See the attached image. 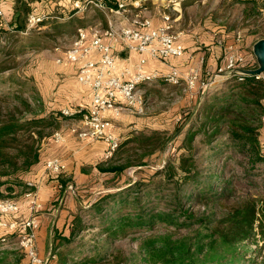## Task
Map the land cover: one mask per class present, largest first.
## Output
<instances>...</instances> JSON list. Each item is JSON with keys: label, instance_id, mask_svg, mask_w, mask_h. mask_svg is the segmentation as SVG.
Segmentation results:
<instances>
[{"label": "rangeland", "instance_id": "obj_1", "mask_svg": "<svg viewBox=\"0 0 264 264\" xmlns=\"http://www.w3.org/2000/svg\"><path fill=\"white\" fill-rule=\"evenodd\" d=\"M45 1L49 2L48 5L53 4L56 10L58 7L55 3L64 0H52V3L51 0ZM237 1L184 0L181 7H175L183 10L182 19L192 21L207 30L212 24L220 21L232 31H242L243 37L255 35L264 38V0ZM160 3V0L147 1L149 16L157 15L155 7L160 6ZM65 10L64 13L56 10L55 16L58 19L52 20V23L49 21L50 25L41 27L39 31L34 30L29 35L22 33L10 35L0 28V95L12 98L11 94L20 91L30 101L32 97L45 100L49 94L55 92V84L50 82L57 67L54 62V49L59 47L61 53H64L70 46L77 27L92 23L95 19L102 20L103 23L105 21L102 19V16L104 18L105 16L94 6L87 7L83 12H77L71 7ZM68 16L70 18H67ZM0 21L5 24L4 20ZM186 27H189L188 23ZM208 42L214 41L206 40L199 43L205 45ZM224 56L225 53L221 57ZM2 66L4 70H1ZM233 79L217 77L209 88L199 90L198 101L192 104L187 102L180 106L179 99L184 98L186 94L183 87L181 92L167 87L145 99L146 107L150 108V111L154 110L156 113L159 110L167 111V118L161 119L167 121L163 125L161 120H155L156 126L133 133L134 140L126 144L116 160L118 164H128L122 172L96 173L71 194L74 203L72 215L80 218L79 225L82 230L73 242H63V248L61 246V253H69L70 257H74L70 259L76 260L70 264H163L147 255L143 248L147 239L166 232H170L174 239L178 237L192 239L199 225H190L185 218L177 215L172 219L174 224H166L159 217L154 223L150 221L153 215L170 214L172 209L175 211L172 214L176 213L181 205L200 218L217 216L224 211L223 206L229 207L237 199L248 196L264 197V162L249 158L247 149L231 139L225 122L217 128L209 126L203 129L209 112L214 114L221 109L227 111L229 106H232V99L226 95L236 88L237 82ZM46 109L49 112L50 109L47 107ZM263 116L264 114L255 125L264 123ZM233 117L235 116L229 118ZM72 122L61 120L59 129L67 133V128ZM216 129L219 133L210 140V134ZM262 135L264 137V128H261L258 138L262 139ZM143 138H152L151 145L138 141ZM45 155H43L45 160L50 158L49 155ZM187 156L194 158L197 170L201 173L200 181L212 177L214 181L211 188L218 191H221V188L229 189L228 193L231 195L229 201L220 202L219 198H214L215 196L208 195L209 193L205 199L197 200L194 197L198 191L196 187L181 184L180 175L169 177L165 170L167 165L176 167L180 159ZM41 171L33 175L35 181H29L36 183V191L42 177H46L44 168V176ZM48 178L50 179V176ZM23 188L22 185L16 186L14 194L2 200L15 201L20 205L18 214L6 218L7 221L16 222L18 225L30 217L24 197L27 190ZM59 201L60 199L55 201L57 206ZM55 202L51 205L54 206ZM41 210L43 211V208ZM26 215L29 216L26 218ZM125 218L130 219L123 230L115 231L116 226ZM140 219L142 226H136ZM6 233L7 231H0V235ZM17 239L18 236H15L0 242V251H8L4 264H13L16 258L21 257L22 251L16 245ZM248 249L241 262L237 264H264L262 242L257 245L250 244Z\"/></svg>", "mask_w": 264, "mask_h": 264}, {"label": "trees", "instance_id": "obj_2", "mask_svg": "<svg viewBox=\"0 0 264 264\" xmlns=\"http://www.w3.org/2000/svg\"><path fill=\"white\" fill-rule=\"evenodd\" d=\"M33 1L15 0L14 17L9 24V28L6 29L5 24L2 23H0V28L10 35L15 33L29 35L33 33L35 29L25 33L28 18L33 13L31 4ZM103 1L110 7L116 6V0ZM102 19L105 18L102 16ZM3 68L4 66L1 67V70H4ZM252 68H256V65ZM233 80L237 82L236 88H233L230 91L231 93L226 95L232 99V106H229L227 111L221 109L214 114L209 112L206 115L203 129L209 128V126L217 128L218 125L225 122L231 139L239 142L242 148L247 149L249 158L264 162V137L262 135V139L258 138V134H261V128H264V123L255 125L264 114V82L249 75H246L243 82L238 81L236 78ZM11 96L12 98L7 95H0L1 200L14 194L16 186L22 185L23 189H29L26 185L28 175L38 165L44 166L46 161L42 160V143H53L52 135L55 130L59 129L60 121H72L81 118V114L62 116V111L49 110L48 112L41 98L32 97L29 101L20 91L14 92ZM233 110L235 114H233ZM231 116L235 117L229 118ZM218 133V129L213 131L210 134V140ZM132 136L121 141L112 158L104 159L103 162L96 165L99 172L116 174L127 167L128 164H118L116 160L126 144L134 140ZM192 136L190 140H192ZM138 141L144 144L150 143L149 145H151L153 140L152 138H143ZM165 170L170 178L176 174L180 175L181 184L196 187L198 191L194 197L197 200H203L211 194L213 197L215 196L214 198H219L220 202L229 201L231 198L228 193L229 189L221 188V191H218L211 188L214 181L212 177L200 181L199 175L201 173L197 170L192 156L182 157L178 166L167 165ZM62 175L58 177V181L65 187L71 183V180L63 179ZM222 209L224 211L220 215L200 218L195 213L188 212L179 205V209H175L177 214H172V212H175L172 209L170 214L158 213L153 215L150 221L154 223L156 218L159 217L166 224H174L172 219H175L174 215H177L185 218L190 225L198 224L199 229L192 239L188 237L174 239L170 232L151 236L147 239L143 247L144 250L152 260H158L163 264H237L241 262L245 252L249 250L250 244L257 245L260 242L264 244V197L248 196L237 199L231 206H223ZM7 217L9 216H5V221H7ZM129 219H123L119 226H116L115 231L123 230ZM79 221V217L72 215V218L68 221L67 232L64 229L62 231L55 230V242L48 264H70L72 261H76L70 259L74 257H70L69 253L64 254L60 250L64 243H71L80 235L82 228ZM136 226H142L141 219L136 222ZM0 231H7L5 235H0V242L2 239L6 241L10 237L14 238L19 234L18 231L11 232L8 228L0 229ZM7 253V250L0 251V264H4ZM20 254L21 257L16 258L13 264H28L29 260L26 258L25 252L22 251Z\"/></svg>", "mask_w": 264, "mask_h": 264}, {"label": "built area", "instance_id": "obj_3", "mask_svg": "<svg viewBox=\"0 0 264 264\" xmlns=\"http://www.w3.org/2000/svg\"><path fill=\"white\" fill-rule=\"evenodd\" d=\"M147 1L116 0L115 7H110L102 0L72 1L77 12H83L89 6L98 8L105 16L107 27L105 29L96 25L79 27L71 46L62 56L54 59L58 65L65 62L75 65L77 82L87 88L91 96V103L87 108H81L76 112L62 110V116L81 114L80 119L72 120V124L67 128L68 133L82 144L105 142L107 144L105 160L112 158L122 141L121 136L115 132L113 117H119L125 111L138 115L146 113L143 86L162 80L169 86L183 87L186 94H192L198 89L209 88L217 77L236 78L243 82L246 75L236 71L254 69L252 66L256 65L252 58L240 53L234 46H229L226 48L223 64L217 67L216 74L211 80L207 82L201 80L200 66L192 65L187 73H182L177 66L170 64L171 59L182 58L185 50L180 43L181 33L175 30L169 10L177 11L175 6H180L183 0H169L165 6L155 7V12L163 21L158 27L154 26L153 18L148 15ZM46 18L47 16L37 15L34 10L28 18L25 33L37 28ZM0 19H4L1 7ZM239 40L240 36L237 35L236 41ZM120 47L129 53H138L140 59L136 63L120 67L115 54ZM59 50L56 48L55 51ZM148 61L162 63L166 68L163 71H146ZM200 63L203 64V58ZM253 77L264 82V72ZM262 119L264 120V116ZM52 141L55 144H64L67 137L62 130H55ZM43 168L45 175L57 179L67 167L63 159L53 157L45 161ZM27 186L29 189L24 197L30 217L19 225L16 222L5 221V216L18 214L21 207L15 201L1 200L0 229L18 231L16 245L25 252L28 264H48L50 258L42 259L36 245V233L39 229L36 214L43 205L36 191V183L27 182ZM57 188L70 194L76 191L73 184L64 187L58 180Z\"/></svg>", "mask_w": 264, "mask_h": 264}, {"label": "crops", "instance_id": "obj_4", "mask_svg": "<svg viewBox=\"0 0 264 264\" xmlns=\"http://www.w3.org/2000/svg\"><path fill=\"white\" fill-rule=\"evenodd\" d=\"M160 1L161 3L159 5L165 6L166 2L169 0ZM50 2L52 3V0ZM48 3L45 0H34L31 3L33 11L36 10L37 15L47 16V18L42 21L37 28H35L37 31L41 30V27H47V25H50L49 21L52 23V20L58 19V17L55 16L56 10H61L62 13H64L66 12L65 9L68 10L70 7L73 8L71 0H64L58 4L55 3L58 7L56 10L53 4L48 5ZM14 4L15 0H0V7L4 12V19L2 20L5 21L7 28H9V24L14 17ZM69 12L71 13V11ZM169 13L174 20L173 25L175 30L181 33L180 43L183 45L185 50L182 58L171 59L170 64L177 66L182 73H187L189 67L192 65L200 66L202 70L201 80H211L216 74L217 67L224 62V58L221 56L224 55L226 48L229 46H234V48H237L240 53L252 58L256 62L257 66V61L253 54V46L257 41L263 38L255 37V35H245L246 37H243L242 31H232L220 21L214 25L212 24V27L207 30L205 27L203 28L200 25H195L192 21L187 22L186 19H182L184 12L183 10L181 11V9H177V11L169 10ZM67 18L70 17L68 16ZM152 18L155 27L163 24V21L158 15H155ZM186 23L189 24V27H186ZM91 25H96L101 29H105L107 27V22L105 20L103 23L102 20L98 21L95 19L92 23H85L80 27ZM257 26V28H259V24H257ZM78 28L79 27H77V29ZM76 31L72 35L71 44L75 40ZM237 35L240 36V40L238 42L236 41ZM206 40H213L214 42H208L205 45H201L202 43H199ZM207 44L208 47L206 48ZM56 48L54 49L55 57L62 55V51H55ZM115 54L120 67L136 63L140 59V55L138 53H129L123 47L118 48ZM202 58L203 64L200 63ZM220 59L222 60L221 62ZM56 66V71H54V75L50 80L51 83L55 84V92L53 94H49L45 100L42 99L44 105L51 111H62L63 109H68L71 112H76L81 108L89 107L91 103L90 92L87 88L77 82V67L67 62L61 65L56 64ZM165 68V65L156 61H148L145 66L146 71H163ZM167 87L175 89L179 92L182 90V87L169 86L160 80L155 84L143 86L142 92L145 99H149L153 93H159L160 90H164ZM198 93L199 89L196 93L185 94L184 98L179 99L180 106L181 104H187V102L190 104L197 102L199 96ZM147 110L148 111H146L144 115H138L130 111H125L119 117H113L112 121L115 125V132L121 136L122 141L130 138L133 133L138 130L144 131L145 129H150L156 126L155 120L159 121L161 119H166L168 115L167 111L164 110H159L158 113L154 110L150 111V108H147ZM109 116H111V114ZM161 121L164 125L167 120ZM158 124H160V122H158ZM65 135L67 137V141L64 144L44 143L41 155L43 157V155L46 154L49 155L50 158L59 157L63 159L67 168L63 173L62 178L71 180V183H73L77 189L79 186H82V184H86L90 178L95 176L96 173H99L96 165L104 161V153L107 149V144L103 141L82 144L68 132L65 133ZM42 160H45L44 157ZM42 167L43 166H41V164L38 165L34 171L28 175L27 182L35 181L33 175L36 172L42 170L41 172L43 175ZM57 179H55V177H50L49 179L46 175V177L44 176V178L42 177L40 180V186H37V194L40 203L43 205V211L41 210L37 214L39 229L36 233V245L39 256L42 259H49L51 257L52 248L55 242V230L62 231V229H64L65 232H67L68 221L72 218V214L74 212V203L71 198V194L62 190L60 191L57 188ZM59 199L60 201L57 206L55 201ZM52 202H55L56 204L53 206L51 205ZM28 216L26 215V218Z\"/></svg>", "mask_w": 264, "mask_h": 264}, {"label": "water", "instance_id": "obj_5", "mask_svg": "<svg viewBox=\"0 0 264 264\" xmlns=\"http://www.w3.org/2000/svg\"><path fill=\"white\" fill-rule=\"evenodd\" d=\"M253 54L257 61V66L250 70H237V73L253 76L264 72V38L257 41L253 46Z\"/></svg>", "mask_w": 264, "mask_h": 264}]
</instances>
